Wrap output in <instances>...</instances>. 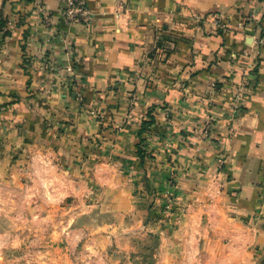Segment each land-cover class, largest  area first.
I'll return each instance as SVG.
<instances>
[{
	"label": "crops",
	"instance_id": "obj_1",
	"mask_svg": "<svg viewBox=\"0 0 264 264\" xmlns=\"http://www.w3.org/2000/svg\"><path fill=\"white\" fill-rule=\"evenodd\" d=\"M86 2L88 26L66 22L62 0H0V166L33 147L64 164L120 161L144 137L153 157L133 159L134 182L148 178L179 227L202 209L205 243L245 242L261 264L264 18L251 17L261 5Z\"/></svg>",
	"mask_w": 264,
	"mask_h": 264
},
{
	"label": "rangeland",
	"instance_id": "obj_2",
	"mask_svg": "<svg viewBox=\"0 0 264 264\" xmlns=\"http://www.w3.org/2000/svg\"><path fill=\"white\" fill-rule=\"evenodd\" d=\"M127 156L64 164L35 147L6 156L0 166V264H250L245 242L205 243L211 236L200 207L192 228L181 225L184 220V228L176 225L172 204L156 202L159 191L148 187V178L134 182L133 159L141 167L153 156Z\"/></svg>",
	"mask_w": 264,
	"mask_h": 264
},
{
	"label": "built area",
	"instance_id": "obj_3",
	"mask_svg": "<svg viewBox=\"0 0 264 264\" xmlns=\"http://www.w3.org/2000/svg\"><path fill=\"white\" fill-rule=\"evenodd\" d=\"M38 4H41L43 0H36ZM261 5L260 13L252 14V20L259 22L264 18V0H255ZM63 3V17L64 20L68 23L84 24L86 26L90 25L93 20V13L86 0H62ZM2 17L0 15V34L8 30L9 26L1 27ZM213 26L218 30H225L226 24L220 20H215ZM258 44V42H256ZM259 45H264V40H260ZM70 71V69L68 70ZM240 97V94H238Z\"/></svg>",
	"mask_w": 264,
	"mask_h": 264
},
{
	"label": "trees",
	"instance_id": "obj_4",
	"mask_svg": "<svg viewBox=\"0 0 264 264\" xmlns=\"http://www.w3.org/2000/svg\"><path fill=\"white\" fill-rule=\"evenodd\" d=\"M4 23H1V27L4 28ZM5 35H8L7 32L4 33ZM153 118V117H152ZM153 123V121H145L142 123V131L141 133L143 132L144 133V128L146 129V127L148 128L151 124ZM145 141V138L144 137H141V142L137 145V153H138V156L139 157H142L143 159L148 155L147 152L144 150L143 148V144L142 142Z\"/></svg>",
	"mask_w": 264,
	"mask_h": 264
},
{
	"label": "water",
	"instance_id": "obj_5",
	"mask_svg": "<svg viewBox=\"0 0 264 264\" xmlns=\"http://www.w3.org/2000/svg\"><path fill=\"white\" fill-rule=\"evenodd\" d=\"M264 228V227H263ZM261 264H264V259H263V261L261 262Z\"/></svg>",
	"mask_w": 264,
	"mask_h": 264
}]
</instances>
